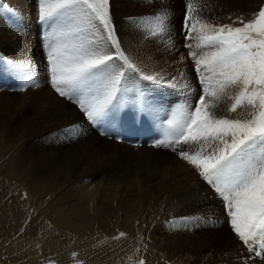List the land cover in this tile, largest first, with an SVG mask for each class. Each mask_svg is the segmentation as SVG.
Wrapping results in <instances>:
<instances>
[{"label": "bare ground", "instance_id": "obj_1", "mask_svg": "<svg viewBox=\"0 0 264 264\" xmlns=\"http://www.w3.org/2000/svg\"><path fill=\"white\" fill-rule=\"evenodd\" d=\"M3 1H5L8 7L10 6L11 9H14L21 16L26 17L27 22L31 19L32 23L29 26L27 24L28 28L25 26L22 33L21 25L14 23L7 25V23L0 20V43L1 37L8 33H5V29L11 27L13 30L6 37V41L9 43V50L13 53H18V47L21 46V41H23L24 49L29 53L32 50L31 45L33 43L30 35H34L31 27L39 29L40 26L37 18L38 9L36 0ZM153 1L157 2L156 0H113V3H116V5H114L115 12L112 13L122 50H124L125 55L133 61L138 69L135 73L131 71L127 73L128 92L126 94L125 109L132 108V105L136 103L138 88L143 89L153 107L152 117H147L157 121L156 127L161 128L163 120L170 117V111L181 100L188 99L190 103H196L197 100L194 97L200 94L201 87L195 64H187L189 50H184L181 46V39L183 38L181 31L172 29L167 34L153 37L151 36L153 32L152 28L151 30L147 28L146 30L138 29L135 32L126 31L123 28L125 25L122 23L125 21L124 19L121 20V14L125 10L124 5H121L122 3H126L127 6L128 4H133V7L141 4L148 12L150 3ZM158 1L157 3L159 4L166 3V0ZM48 2L54 4L55 1L49 0ZM206 10L213 13L211 7ZM209 12H207L205 19L209 23H213ZM237 18L240 17L238 15L228 16L227 18L223 17L221 23H216L218 25L233 24L234 21H237ZM146 20V18L140 19L139 23L142 22L144 24ZM127 24L129 22H126ZM234 26H239V24L237 23ZM55 29V26L50 28L46 24L45 29L42 30L44 35L42 43L44 51L39 50L37 58L27 62V68L31 69V71L36 66V69H41V71L44 68L47 70L49 67V63L44 62L43 64L39 61L42 57L47 58L48 34L56 31ZM18 32L24 34V40L20 38L12 39ZM168 35L171 36L170 40L167 38ZM195 42L198 43V40L195 38V34H193V39L189 40L188 43L192 45L191 50L199 54L203 50L198 48ZM2 48L0 46V50ZM141 72L145 75H156L159 73L165 77V80L176 77L175 82L178 90L169 89L163 84L156 85L151 81H144L140 78ZM181 72L187 74V79L195 89L190 97L186 95L183 89L185 81L180 79ZM50 89L47 91L43 90V99L37 106L39 109L34 107L35 105L32 106L37 110V113L33 114L34 117H37V120L40 118L37 122L40 124L42 134H45L46 143L51 141L53 137L51 133L55 134L54 138H57L58 134L66 133L65 129H69L70 126L79 125V128L76 129V132L79 134L76 138H70L67 141L70 142L68 146L61 142L55 143V146L50 147L45 143L48 146L45 147L46 150L52 149L54 151L55 159L52 160L54 166L58 160H61V163H66L65 159L68 158L73 161L70 167L68 166L54 172L53 176L50 175L48 182L42 183L35 179L37 172H32L33 167L38 169L37 166H34L37 163H35L36 160L30 164L28 159V163H26L27 167H24L21 165L25 164L23 163L25 159L22 157L24 154L21 156L22 158L16 155L17 157L13 156L7 158L8 160L6 159L5 169L0 179V207L4 208V210L0 211H4V214L3 212L1 214L9 217L11 222L10 225L3 226L4 231L0 234V241H4L10 238V236H15L17 233H22L25 230L23 235L28 240L29 238H33L42 240L45 243L46 252L51 253L52 251H56L62 253L76 244L78 236H90L95 232L114 235L118 230L123 229L132 234L136 233V235L143 236L141 252L142 257L145 258V264H232V262H240L241 259H247L246 257L249 258L247 264H264V256L257 259L254 257V260L250 262L246 248L245 250L238 248L241 246L239 244L240 241L234 233L230 234L231 236L222 233L220 221L225 219L221 206L223 200L216 198L214 192L209 190L207 183L199 176L198 171L186 161L180 159L170 149L154 147L152 140H157V136L154 138V136L148 137L146 134L136 135V131L139 129L138 125L141 122L138 121L134 128L129 126L135 113L130 115L124 110L121 114L122 122L117 126V132L125 136L121 144H118L114 140L109 141L103 138L101 140L100 136L97 135L96 137V130L99 128L104 131V128L95 125L96 130L94 131L86 119H84L83 115L85 114L79 108H73L74 110H72L66 102L67 105L62 103V100L61 102L58 101L56 95L54 96L53 91ZM30 92L32 91L30 90ZM236 92L237 89L230 90L233 96ZM28 97L30 98V96ZM0 100L7 104L10 99L3 94L0 96ZM25 102L20 106L21 110L25 108L27 104ZM232 103L233 100L224 98L220 102L219 108L211 110L217 112L218 115L229 118H251L248 114L252 109L247 105L238 108L236 112H229L228 108ZM7 113L13 114V117H17L23 111H20V108H18V111L17 109L15 111L8 109ZM142 122L154 126L145 117ZM158 124L161 125L159 126ZM125 125L126 127L124 128ZM32 129L34 128L32 127ZM109 131L111 130L109 129ZM9 144L8 142L6 147L10 148ZM35 146L31 144L30 148L25 151L32 153L31 151ZM182 147L189 149V151H194L198 148L197 145H184ZM38 162L41 163V159H38ZM42 164H44L46 171V162L43 161ZM148 166L153 168L154 175L150 174L153 171H147L148 169L146 168ZM66 180H71L70 185L66 189L62 192L60 191L61 193L52 199L51 197L47 198L53 187ZM40 195L44 196L45 201L40 200ZM201 216L205 218L211 217L213 221H219V223H198L195 219H189L188 221L181 219L183 217L193 218ZM0 217L3 216L0 215ZM161 217H164L163 222L156 225L155 221ZM194 232L196 234H192ZM27 244L28 242H24L20 246L25 247ZM11 249L13 250L11 246L7 247V250L10 251ZM145 251L147 252L146 254L144 253ZM114 253V250L109 251L108 257L104 260L99 255L95 256L92 258L93 264H112ZM186 253H190L193 259L190 258V261L189 259L185 260ZM14 259L18 258H13V261H16ZM12 263L8 262V264ZM0 264L7 263L2 261Z\"/></svg>", "mask_w": 264, "mask_h": 264}, {"label": "snow or ice", "instance_id": "obj_2", "mask_svg": "<svg viewBox=\"0 0 264 264\" xmlns=\"http://www.w3.org/2000/svg\"><path fill=\"white\" fill-rule=\"evenodd\" d=\"M111 0H39L38 20L56 31L48 34L47 60L50 83L55 92L78 105L87 121L104 128L101 135L117 131L126 107L129 71H138L122 50L110 7ZM3 9L22 21L14 9ZM195 16V18H194ZM132 20V18H128ZM155 21L153 35L167 34L171 28L169 10L150 17ZM133 23H139L132 20ZM239 26H234L235 24ZM185 46L189 49L201 86L195 104L183 99L169 113L162 138L153 142L167 148L193 166L199 176L223 200L232 232L246 248L248 256H264V7L256 18L233 24L214 25L200 17L194 0H188L184 19ZM193 34L201 53L192 51ZM169 40L171 36L167 37ZM174 46V45H173ZM6 58L0 56V61ZM144 81L177 89L176 77L145 75ZM24 85L38 86L31 73L22 77ZM184 80L189 97L195 89ZM237 89L233 96L230 90ZM24 91L25 86H21ZM233 100L229 112L247 105L251 118L218 115L222 99ZM130 127L153 107L143 89L136 92ZM142 122V121H140ZM79 125L65 129L72 138ZM109 129L111 131H109ZM119 139V136H116ZM197 145L194 151L182 146ZM184 221L219 223L211 217H183ZM175 227V225H173ZM120 233V236H124ZM139 264H144L141 260Z\"/></svg>", "mask_w": 264, "mask_h": 264}, {"label": "rangeland", "instance_id": "obj_3", "mask_svg": "<svg viewBox=\"0 0 264 264\" xmlns=\"http://www.w3.org/2000/svg\"><path fill=\"white\" fill-rule=\"evenodd\" d=\"M2 1L3 0H1L0 3ZM156 1L159 2L158 0H156ZM180 1L181 0H166L165 4H159L155 1H153L152 3H150L151 5H150V8L148 9L149 13L147 12L146 9H144V7L141 4H138L136 7H133L134 6L133 4H130V5L128 4V6H127L126 3H122L121 5H124V10H125V12L123 14H121V20L124 19V21H125L122 23L123 25H125L123 28L126 31H130V32H135L138 29H140V30L145 29L146 30V28L148 30H151V28L154 30V28H155L154 22L155 21L151 20L150 17L153 14L161 12V10H163V9H167V10L170 9L169 10V15L171 17L170 31L172 29L181 31L182 32L181 36H183V38L181 39V44H182L181 46L184 48V50H189L184 45V42H185L184 19H185V14H186V4L188 1L187 0H182L181 2ZM3 2H2V4L5 5L7 8L8 5L5 3V1H3ZM52 2H53V0H52ZM184 2H185V4H184ZM194 2L196 3L197 8H199L198 10H200V11H198V13H199V15H201L200 16L201 18L205 19L207 12H209L206 9H209L210 7L212 8L214 14L210 13V12L209 13L211 14V20H213L212 24H214V25H218L216 22L221 23V19L223 17L227 18L228 16H233V15H238L242 20H245L247 22L251 21V20L256 18V14L260 10V8L264 7V0H207V1L206 0H195ZM38 3H39V0H36L37 9L39 8ZM114 5H116V3H113V0H111V3H110L111 12H115ZM184 7H185V9H184ZM8 8H10V6ZM37 16H38V14H37ZM112 16H113V13H112ZM21 17H22V21H18L15 17H13L7 11H5V10L3 11V9H0V20L7 23V25L13 24V23L16 25L17 24L21 25L22 26L21 32L23 33L25 26L27 27V24L29 26L32 22H31V19L30 20L28 19L29 22H27L26 17L25 18H24V16H21ZM128 18H132V20H135L138 22L140 19L146 18L147 19L146 23H148V24H146V23L142 24V22L133 23L132 20H130ZM194 18H195V16H194ZM216 20H218V21H216ZM126 22H129V24L126 25ZM38 23L40 25L39 29L36 27H31L32 28L31 30L33 31L34 35H32V34L30 35L32 40H33V43L31 45L32 50L29 53H27L26 49H24L25 46H23L24 45L23 41H21L22 47L21 46L18 47V50H19L18 53H13V52H11V50H9V43L6 41V39H7L6 37L8 34H10L12 32L13 29H11V27L5 29V33H7V32L8 33H7V35L3 36L4 39H3V37H1V43L2 44L0 43V46L3 48L0 50V56L5 57L6 59L0 61V76H1L0 77V96L3 94L6 95L7 98L10 99L8 102L9 103L11 102L10 104H12V105H10L9 103L5 104L4 102H2L0 100V138H1L0 143H3V142L5 143V145H4V143L0 144V150H1L0 151V161L3 160L2 162H0V179L2 178L1 176L3 175L2 173L5 169L4 167H5L6 161L8 160L7 158H11L13 156L21 157L24 154L22 157H23V159H25V162L23 161V163H25V164H21L24 167H27L26 163H28V159H29L30 164L36 160L35 163L36 162L37 163L34 166H37L39 170L33 167L32 172H37L35 179L39 182H42V183L48 182L50 179V175L53 176L54 172L59 171L60 169H63V168H67L68 166L70 167L72 164L71 162L73 161L70 158L65 159L66 163H64V162L61 163L62 161L58 160V162H56L55 166H54V163H52V160L55 159L54 158V151L52 149H50L49 151H48V149L46 150L45 147H48V146H46V144L49 145L50 147H53L57 143L62 142V143H65L66 146H68V144L70 142H67V141H69L70 138H72V136L69 132H66L64 134H58L57 135L58 137L54 138L55 134L51 133V135L53 137H52L50 142L46 143L45 134L44 135L42 134V129L40 127V124H39V122H37L40 120V118L37 120V117L35 116L36 117L35 118L34 114H33V113H37V110L35 108H33L32 106L35 105L34 107H37L38 103L43 99V93H44L43 90L47 91L50 88H51L50 90L53 91V95L54 96L56 95L58 101L61 102V100H62L63 101L62 103H64V104L67 103L69 105V107H71L72 110H74L75 108L76 109L79 108L77 104L70 102L67 98H63V97H60L59 95H57V93L52 88L51 83L48 79V77H49L48 70H45V68H44V70L41 71V69H36L37 66L32 71H31V69L27 68V64H28L27 62H29V60H31V59L37 58V56H38L37 54H38L39 50L44 51L43 50L44 47L42 45L44 35H43L42 30L45 29L46 24H42L41 22H39V20H38ZM131 23H132V25H131ZM153 24H154V26H153ZM181 25H182V28H181ZM177 26H179V27H177ZM12 28H15V27H12ZM21 32L16 33V35L13 36L12 39L15 40V39L20 38L21 40H24L25 36ZM151 36L157 37V35H153V34H151ZM3 44H4V46H3ZM195 44H197V42H195ZM13 60H15V61H13ZM39 62L40 63L42 62L44 64V62L48 63V60H47V58L42 57V58H40ZM193 63L194 62H193L192 57L187 54V64L191 65ZM25 73L33 74L35 77V80H37L36 83L38 86L24 85L22 77L25 75ZM22 85L25 86V89H26V90H24V92L19 90ZM32 88L33 89L36 88V89L33 91ZM30 90L32 92H30ZM21 93H22V95H21ZM23 93H25V94H23ZM28 96H30V98ZM40 96H41V98H40ZM198 97H199V95L194 97V99L198 100ZM18 99L20 102L18 101ZM14 100H15V103H14ZM24 102L27 104H26L25 108H23L21 110L20 106H22ZM13 105H14V107H13ZM10 106H12V107H10ZM15 107H17V108H15ZM18 108H20V111H23V113L20 115H17V117L16 116L13 117L14 116L13 114L7 113L8 109H11V111H15V109H17V111H18ZM29 109H30V111H29ZM37 109H39V108L37 107ZM7 114H8V116H7ZM1 115H3V116H1ZM83 117H84V119H86L85 115H83ZM32 120L34 121V123ZM22 121H23V123H22ZM26 122H27V124H26ZM23 124H24V128H23ZM162 124H164V122ZM158 125L160 126L161 124H158ZM32 127L34 129H32ZM125 127H126V125L124 126V128ZM6 128H8V129H6ZM138 128L139 129L136 131L137 136L139 134H146L148 137L154 136V138H156V136H157L156 139L162 138L163 125H161V128H159V127H154L150 124H145L144 122H141V123H139ZM101 132H102V130L97 128L96 137H97V135L100 136ZM115 132L117 135L115 134ZM115 132H112L111 135H109V136H105V135H103V137L100 136V138H101V140H103V139L107 140L108 139L109 141L113 140V139H111V137H116V136H119L121 141H122L123 137L125 138V136L123 134H121V133L119 134V132H117V131H115ZM121 141L117 142V143L121 144ZM152 141L154 142V140H152ZM8 142L10 143L9 144L10 148L6 147V144ZM30 143L33 145H36V146H35V148L32 149V151H31L32 153H30V152L27 153L25 150L30 148V145H31ZM1 145H2V147H1ZM14 145H15V147H14ZM149 146H151V145H149ZM1 148L2 149L4 148V149L2 150ZM20 148H22V149L20 150ZM6 149H10V150H6ZM41 149H43V150H41ZM44 150H45V152H44ZM5 151L8 153H6ZM21 151H22V153H21ZM35 151H36V153H35ZM3 152H4V154H3ZM40 153H42V154H40ZM46 153H48V154H46ZM31 154H32V157H31ZM9 155H10V157H8ZM38 159H41L42 162L41 163L38 162ZM45 159H47V160H45ZM43 161H45L47 164V165H45L46 171L44 168V164H42ZM32 166H33V164H32ZM146 169H148L147 170L148 172L153 171L152 170L153 168L149 167V166ZM150 174L154 175V171ZM70 182H71V180H66L64 182H60L56 187H53L50 195H48L47 198L51 197V199H52V198L56 197L58 194H60L64 189H66L70 185ZM207 186L209 187V190L214 192L216 198H220L215 193V191L211 188L210 185L207 184ZM40 196H39L40 200L45 201L44 196H42V195H40ZM223 203L224 202H222L221 206L223 209V214H224L225 219L220 221V223L222 225L221 231L225 235L228 234L229 236H231L230 234H232L233 232L230 228L229 218L226 215ZM0 208H1L0 210H4V208H2V207H0ZM2 212L4 214V211H0V215L3 216V217H0V234H2V231H4L3 226H8V225H10V222H11L9 217L1 214ZM168 213H170V212H168ZM163 219H164V217L159 218L158 220L155 221V224L159 225L160 223L163 222ZM24 233H25V230L22 233H17V235H15V236H10V238L6 239L7 241L6 240L0 241V262L3 261L4 263H7V264H8V262L9 263L13 262L12 264H19V263L20 264H93L94 261L92 260V258L99 255L100 258L104 260L105 258L108 257V255H107L108 252L111 250H114L115 253H114V260L112 261V264H139V262L141 260H143L144 264H145V258L142 257V252H141V243L143 241V236L142 235H136V233L132 234V233L125 231L123 229L118 230L117 233H115L114 235L113 234L105 235V234H100L99 232H95L90 236L89 235L88 236H86V235L78 236L77 242H75L76 244L74 246H72L69 250H67V251L65 250V252H62V253L61 252L58 253L56 251H52L51 253L46 252L45 251L46 246L42 240L33 239V238H29V240H28L25 237V235H23ZM120 233H124L125 235L120 236ZM192 234H196V233L194 232ZM136 238L138 239V241ZM24 242H28L27 246H25L26 248L24 246H22V247L20 246V244H22ZM82 242H84V243H82ZM29 243H31L32 245L31 244L29 245ZM137 244L139 247L137 246ZM239 244L241 246H239L238 248L241 250H245V247L242 245V243L239 242ZM9 246H11L13 248V250L12 249L10 251L7 250V247H9ZM136 252H138V253H136ZM150 252H151V250H150ZM144 253L146 254L147 252L145 251ZM139 254H140V256H139ZM127 256H128V258H127ZM15 257L18 259H14L16 261H13V258H15ZM254 257L255 256H250V262L252 260H254ZM19 258H20V260H19ZM190 258L193 259V256L190 253H186L184 259L185 260L189 259V261H190L191 260ZM246 258L247 259H244V260L241 259L240 262H238V261H236L234 263L232 262V264H239V263L240 264L241 263L247 264L249 261V258L248 257H246ZM257 258H260V257H255V259H257Z\"/></svg>", "mask_w": 264, "mask_h": 264}]
</instances>
